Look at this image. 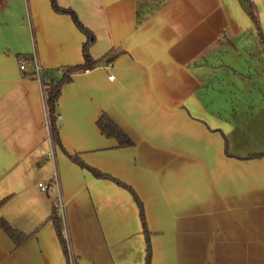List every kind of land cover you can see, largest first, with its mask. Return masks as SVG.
Wrapping results in <instances>:
<instances>
[{
    "label": "crops",
    "instance_id": "0c3cea01",
    "mask_svg": "<svg viewBox=\"0 0 264 264\" xmlns=\"http://www.w3.org/2000/svg\"><path fill=\"white\" fill-rule=\"evenodd\" d=\"M56 1L101 61L62 86L53 146L20 58L59 81L87 36L51 0H0V220L28 236L0 225V264H67L39 188L56 170L78 264H146L135 195L150 264H264V0Z\"/></svg>",
    "mask_w": 264,
    "mask_h": 264
},
{
    "label": "trees",
    "instance_id": "16d2710c",
    "mask_svg": "<svg viewBox=\"0 0 264 264\" xmlns=\"http://www.w3.org/2000/svg\"><path fill=\"white\" fill-rule=\"evenodd\" d=\"M51 4L56 11L71 14V16H72L73 20L75 21L77 27H79V29L83 33H85L87 36V40L83 46V57H84V63L83 64L67 67L65 73L63 74L62 78L59 81H55L52 78H49L46 73L43 74L42 85H43V89H44V92L46 95L45 104H46L47 112L49 115L50 137H51V140H52V143L54 146H62L61 141H60V137H59V126H58L59 98L61 95L62 86L71 81L72 75L74 73L83 72L85 70L95 68L100 63L101 60L99 61V60H95L92 58V56L89 52V47H90L91 43L93 42L94 35L91 31H89L80 22L79 18L75 14V12L72 10L63 9V8L59 7L56 0H51ZM251 10L253 11V9H251ZM254 19L256 21L255 15H254ZM24 57L29 58V56H26V55H24ZM110 60H112V58L108 59V61H110ZM27 67H28L27 71H29V65H27ZM30 73L33 75V71H31ZM97 126L99 127V129L103 135H105L107 137L115 138L118 141L119 146L121 148L130 147V146H133L135 144L134 141L131 139V137L107 113H103L100 116V118L97 121ZM72 158L75 161L80 162L76 157H72ZM93 172L95 173V175H97L99 177L100 176L110 177L109 175L102 174L97 170H93ZM119 183L126 186L122 182H119ZM134 195H135V193H134ZM135 197L137 199L138 204L141 207V219L143 221V224L145 227V232H146V235L148 237L146 264H150L151 248H150V244H149V235H148V231L146 228L145 216H144V212H143L141 202L139 201V199L137 198L136 195H135ZM50 219L53 221V223L55 225L57 234L59 236L61 245H62L64 253H65L66 261H67L68 249H67L66 237H65V234L63 231V222H62L60 215L58 214V209L55 205L53 206V212H52ZM0 225L6 231V233L18 244L24 242L28 237L26 234H23V233L17 231L16 229H14L5 220H0ZM67 264H68V262H67Z\"/></svg>",
    "mask_w": 264,
    "mask_h": 264
},
{
    "label": "built area",
    "instance_id": "2783aa9c",
    "mask_svg": "<svg viewBox=\"0 0 264 264\" xmlns=\"http://www.w3.org/2000/svg\"><path fill=\"white\" fill-rule=\"evenodd\" d=\"M29 61H31L33 63V69H32L33 76L37 80H39L41 82V84H42L44 70L39 65V63L37 61V57H36L35 54L32 55V57L30 59L27 58V57H24V56L20 58V69H21V71L26 72L28 70L27 65H28ZM111 67H112V65L109 64L108 67H106V69L108 70ZM109 79L113 80L114 76L110 75ZM42 89H43V85H42ZM43 97H44V102H45L46 95H45L44 89H43ZM45 108H46V104H45ZM46 111H47V108H46ZM47 121H48V126H49V115H48V112H47ZM50 139H51V137H50ZM51 143H52V140H51ZM48 156L53 157V154L49 153ZM49 181L50 182H48L47 184L46 183H40L39 184V188L45 193L49 192L50 190H52L53 192L56 193V196H55V199H54V205L57 207L58 214L60 215V217L62 219V222H63V231H64V234H65V237H66V243H67V249H68L67 262H68V264H78L74 254L72 252L71 246H70L69 234H68L67 226H66V223H65V206L66 205H65V201H64V199L62 197L61 180H60L59 172L57 170L50 177Z\"/></svg>",
    "mask_w": 264,
    "mask_h": 264
}]
</instances>
